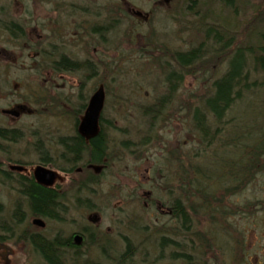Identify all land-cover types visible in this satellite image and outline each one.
Segmentation results:
<instances>
[{"label": "rangeland", "instance_id": "rangeland-1", "mask_svg": "<svg viewBox=\"0 0 264 264\" xmlns=\"http://www.w3.org/2000/svg\"><path fill=\"white\" fill-rule=\"evenodd\" d=\"M15 1L24 4L23 0H0V9L18 11L17 8L22 7L15 6ZM33 1L42 9L54 8L53 4H43L42 0ZM131 1L139 5L146 2ZM228 1L230 0H171L169 5L166 2L158 3L154 23L148 27L149 31L154 29L156 32L153 46L157 50V58L154 59L145 55L136 42L133 45L127 43L130 38L128 32L140 30L141 25L129 17V14L127 21L122 23V0H107V14L101 15L99 11L94 13L91 10L94 22H101L107 15V60L103 66L99 62L93 64L96 75L89 79L74 78L69 82L60 80L55 85L45 86L30 80L21 82L27 87V90L22 91L23 94L36 95L34 91L39 90V94L43 96L44 108L28 120L42 121L43 134L40 136L45 138L61 135L72 127L74 121L81 120L91 96L96 90L103 88L105 105L102 123L105 140H108L109 160L106 171L95 176L91 192L86 193L82 186L79 188L85 184L87 177L82 174L73 178L72 185L80 192L76 194L75 203L64 212L67 213V220L61 223L48 221L45 229L32 225L33 217L27 212V202L21 192L0 176V227L6 231L10 229L6 233L0 228V233H3L4 239L6 236L17 243L15 248L18 254L12 258L11 264H48L32 248L30 240L36 237L35 234L43 233L52 238L59 233L66 240L79 227L84 230L85 225L90 228L86 230L88 241L76 252L67 251V264H184L181 259L172 262L166 253L163 255L164 260L157 261L159 251H154L155 236H152L155 210L145 206V202H151L146 193L137 191V186L140 187L141 184H145L146 190L151 189L146 182L145 167L152 164L153 159L146 162L140 146L142 140H156V150L153 149V152L156 154L155 159L163 167L171 162V158L168 159L170 154L180 153V160L183 162L184 151H187L188 156L185 158L188 163H194L193 153L201 145L200 138L193 129L191 107L199 102L200 97L210 93L213 81L225 71L224 54L218 52L217 56V52H214L215 48L220 50V44H213L209 42L211 39H206V32L211 26L218 28L219 32L221 28L226 30V39L233 37L235 47L248 45L252 49L248 69L253 87L228 112L225 122L227 125H223L222 138L219 139L225 141L209 145L206 150L209 158L200 161L201 165H213L214 173L221 172L223 166L218 160L220 154L223 158L235 159L241 153L240 149L230 146L231 140L246 146L264 140V67L256 60L261 54L264 58V0H231L232 4ZM0 34V74H7L12 70L4 63L10 56L6 49L16 53L18 49L7 38V34ZM122 38L126 43L124 47ZM201 44L206 46L208 54L203 58V64L198 63L191 69L182 70L185 79L176 101L172 102L171 98V102L167 107H161L157 116L146 114L157 99L166 94V76L177 65L175 61L172 62L171 53L183 52L188 48L191 50L202 46ZM95 46H92L93 52ZM122 54H125L124 58ZM101 67L107 71V78L103 75L101 77L100 73L104 70ZM15 71L17 70L13 69L12 72ZM10 82L15 83L13 80ZM3 93L10 96L0 98V107L11 97V93ZM1 118L0 115V120ZM184 140H189L187 147L184 146ZM125 142H129V149L123 148ZM228 142H231L230 145ZM174 167L177 168L176 162ZM260 173L256 181L249 186L248 183V187L240 193L238 188L236 191V187L227 189V185L219 190L217 199L223 206L232 207L237 204L242 210L238 214L234 208L237 214L230 218L218 215L213 220L211 215L200 211L201 198L192 200L189 194L190 214L192 217L197 215L193 221L199 240L193 236V244L199 250L197 257L200 264H264L262 168ZM227 191L234 193L232 198L225 195ZM154 198L166 202V193L155 191L152 200ZM156 216H159V221L168 219L159 212ZM214 222L218 224H213ZM144 225L150 230L149 238L142 233ZM124 237L129 238L136 252L131 258L122 255L125 249ZM186 239L188 246L185 252L191 253V238ZM177 240L181 238L178 237Z\"/></svg>", "mask_w": 264, "mask_h": 264}, {"label": "flooded vegetation", "instance_id": "flooded-vegetation-1", "mask_svg": "<svg viewBox=\"0 0 264 264\" xmlns=\"http://www.w3.org/2000/svg\"><path fill=\"white\" fill-rule=\"evenodd\" d=\"M23 1V5L18 1L13 3L15 6L22 7L17 8L18 11L6 8L3 13L4 10L0 9V33L7 34V38L13 41L18 49V53L6 49L10 56L4 60L12 71L13 69L17 71L0 74V98L10 96L5 95L3 91L11 93L6 104L0 107L1 120H6H0V176L21 192L27 202V212L33 217L32 225L45 229L48 221L61 223L67 220L65 216L67 213L64 214V212L75 203L76 194L80 192L77 191L76 186L72 185L74 177L82 174L87 177L85 184L80 185L79 188L84 187L88 193L91 192L95 176L102 175L106 171L109 160L108 140H105L102 114L99 118L98 133H102L100 147H96L93 142L98 134L95 137H86L80 132V125L89 103L85 106L83 118L77 122L74 121L68 131L50 138L40 136L41 133L43 134L42 121L33 122L28 118L32 119L44 108L43 96L39 94V90L34 91L36 95L23 94L22 91L27 90V87L21 82L30 80L45 86L46 84L55 85L54 83L60 80L69 82L74 78L89 79L92 75H96L93 64L99 62L98 64L103 66L107 60V47H105L107 15L104 16V20L101 19V22H94L91 18V10L93 9L94 13L99 11L101 15L107 14L108 2L107 0H54L52 2L42 0L43 4L54 5V8L42 9L36 1ZM164 2L169 5L171 0H146L144 5L131 0H122V23L127 21V14H129V17L137 21L139 26L141 25L140 30L128 32L130 38L127 43L133 45L136 42L145 55L154 59L157 58V50L153 46L156 32L154 29L149 31L148 27L154 23L157 4ZM125 44L122 38V47ZM93 45H96L94 52ZM204 49L207 55L205 46ZM189 51L188 48L183 53ZM176 53H171L172 62L175 61V64L177 63ZM124 57L125 54H122V58ZM101 69L104 68L101 67ZM77 75L79 77H75ZM100 75L104 78L108 77L105 69ZM63 86L65 88L66 85L63 83ZM57 98L60 96L57 95ZM183 143L187 147L189 140H184ZM18 144L20 146L17 147ZM155 144L156 140L141 141L140 151L146 157V162L153 159L152 164L145 167L146 182L150 184L151 189L146 190L145 184H141L140 187L137 186V191L146 193L151 202H145V206L155 210L151 218L154 224L152 227L154 228L152 236H155L154 251H159L157 261L164 260L163 255L166 253L172 262H177L181 259L179 256L188 254L185 252L188 246L186 238H189L185 228L191 216L188 197L190 168L185 158L188 154L184 151L182 163L180 153L179 155L178 153L170 154L168 159L171 158V162L163 167L155 159L156 154L153 152V149L156 150ZM123 148L129 149V142H125ZM175 162L177 168L174 167ZM39 172L51 175L53 182L46 184L41 181L38 177ZM34 186L52 193L50 206L45 211H38L35 208L31 196ZM159 190L166 193L164 203L157 198L152 200L155 191ZM180 205H182L181 217L177 209ZM158 212L166 215L168 219L159 221V216H156ZM82 229L83 227H79L76 230L78 232L74 231L73 235L66 240L61 238L59 233L52 238L43 233H37L30 243L48 264H50V258L55 262L56 256L59 258V262L56 260L58 264H67V251L76 252L88 241L86 230L90 228L85 225L84 230ZM143 229L149 238L148 226L144 225ZM9 230L7 229V232ZM2 234L0 233V264H11L12 258L18 254L15 248L17 243L6 236L4 239ZM177 236L181 240H177ZM126 239L129 240L128 237H124L123 240ZM34 241L37 244H34ZM12 242L15 244L13 245Z\"/></svg>", "mask_w": 264, "mask_h": 264}, {"label": "trees", "instance_id": "trees-1", "mask_svg": "<svg viewBox=\"0 0 264 264\" xmlns=\"http://www.w3.org/2000/svg\"><path fill=\"white\" fill-rule=\"evenodd\" d=\"M228 3L232 4V1L230 0ZM208 28L209 30L206 32V39H211L209 42L213 44H220L221 51L219 48H215L214 52H217V56L218 52L224 54L225 71L220 77L213 81L210 93L204 97H200L199 102L191 107L193 129L197 132V135L200 138L199 145L201 146H198L200 149H196L193 153L192 158L194 163H190L189 168L191 175V199L194 200V198H201L202 208H200V211L202 213H207V215H211L214 220L218 215L226 218L233 217L237 214L234 212V208H236L238 214L242 213V210L237 207V204H234L232 207L223 206V203L217 199V196L220 192L219 190H221L222 187L225 188L226 185L227 189L236 187L237 191L238 188V193H240L256 181L261 174V168L262 172L264 171V140H258L257 143L253 142V144L248 146L245 144L240 145V142L238 143L236 140H231V145L228 142L233 148L240 149L241 153L239 157L235 159H228V157L223 158L224 156H221L220 154L218 160L223 166L221 172L214 173L213 165H205L204 167L201 165L200 161L209 158V155L207 156L206 152L209 145H213L216 141L219 144L225 141L219 139L222 138L221 129H223V125L226 124L225 122L228 112L234 107V105L243 100L253 87V84H251L250 81L251 72L248 69V61L253 54L252 49L249 48L248 45L244 47H235L233 37L226 39L228 33L226 30H222V28L220 29V32L218 28H214V26ZM201 45L202 46L199 45L196 48H192L186 53H176L175 58L177 65L172 72L167 74L165 79L167 86L166 94L158 98L153 108L146 111V114L157 116L158 113L161 112V107L165 108L171 102V98L173 100L172 102H174V100L176 101L184 82V74L182 70L188 68L191 69L198 63L203 64V58L205 59L206 54L203 50L204 45ZM254 56L255 55H253V57ZM258 56L256 60L261 62V67H264L263 55L261 54ZM93 140L94 145L100 147L102 133L98 134ZM233 194V192L227 191L225 195L232 198ZM31 196L34 200L35 208L38 211H45L49 208L52 198V193L49 190L34 186L31 191ZM177 209L181 217L182 205L178 206ZM196 217L197 215H194V217L190 216L186 224L185 231L191 235L189 237V239L191 238V244H189V247H191V253H188L185 256H179V258L183 259L184 264H198L200 261L197 257L199 250L197 246L193 244L195 239L199 240L198 235L195 234L197 231L194 230L195 221H193V218L196 220ZM213 224L218 223L214 222ZM1 231L7 232L6 230ZM142 233H146L143 228ZM193 236L195 239H193ZM200 241L202 242L201 239ZM124 243L125 249L122 255L131 258V256H134L136 253L134 252L133 245L128 239H126ZM34 244H37V242L34 241ZM56 260L59 262L57 256ZM56 260L55 263L50 258V264H58Z\"/></svg>", "mask_w": 264, "mask_h": 264}, {"label": "water", "instance_id": "water-1", "mask_svg": "<svg viewBox=\"0 0 264 264\" xmlns=\"http://www.w3.org/2000/svg\"><path fill=\"white\" fill-rule=\"evenodd\" d=\"M104 99V89L100 88L90 100L89 107L80 125V132L86 137H95L99 133V118L104 107ZM38 177L46 184L53 182L52 176L46 172H39Z\"/></svg>", "mask_w": 264, "mask_h": 264}, {"label": "bare ground", "instance_id": "bare-ground-1", "mask_svg": "<svg viewBox=\"0 0 264 264\" xmlns=\"http://www.w3.org/2000/svg\"><path fill=\"white\" fill-rule=\"evenodd\" d=\"M93 95H94V94H93ZM93 95H92V96H93ZM92 96H91V98H92ZM87 108H88V107H87Z\"/></svg>", "mask_w": 264, "mask_h": 264}]
</instances>
